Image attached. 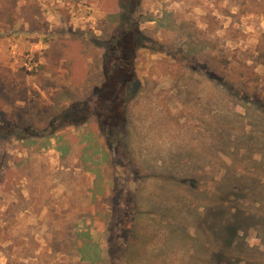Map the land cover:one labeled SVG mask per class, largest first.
Instances as JSON below:
<instances>
[{"label": "rangeland", "instance_id": "374dc122", "mask_svg": "<svg viewBox=\"0 0 264 264\" xmlns=\"http://www.w3.org/2000/svg\"><path fill=\"white\" fill-rule=\"evenodd\" d=\"M130 2L0 0V264H264V0Z\"/></svg>", "mask_w": 264, "mask_h": 264}, {"label": "trees", "instance_id": "16d2710c", "mask_svg": "<svg viewBox=\"0 0 264 264\" xmlns=\"http://www.w3.org/2000/svg\"><path fill=\"white\" fill-rule=\"evenodd\" d=\"M134 7L133 10L136 8L137 4L139 3L138 0H131ZM124 7V6H123ZM126 15V14H125ZM128 16V15H126ZM128 23V24H127ZM138 31V24L137 22L132 21V23H129L127 21L121 22L120 29H117L116 32L113 34L112 40L108 45L107 51H106V61L110 64L111 68H115L117 66V63L126 64V68H123V77L131 78L135 75L134 72V64H133V57H135V48L136 46H131L130 42L132 41V38ZM111 73H109V76ZM135 87V86H134ZM106 87H104L105 89ZM231 88H233L231 86ZM121 94H124L126 97L127 95H132L133 92H130L129 90L121 89ZM134 91V90H132ZM110 95L108 96V98ZM254 104L257 106H263L260 101H253ZM108 105H112V101H108ZM8 126L11 128L15 127V119H9ZM5 125L0 122V132L2 131Z\"/></svg>", "mask_w": 264, "mask_h": 264}, {"label": "flooded vegetation", "instance_id": "af4514ba", "mask_svg": "<svg viewBox=\"0 0 264 264\" xmlns=\"http://www.w3.org/2000/svg\"><path fill=\"white\" fill-rule=\"evenodd\" d=\"M138 85V83L137 82H134V86H137Z\"/></svg>", "mask_w": 264, "mask_h": 264}, {"label": "water", "instance_id": "95a60500", "mask_svg": "<svg viewBox=\"0 0 264 264\" xmlns=\"http://www.w3.org/2000/svg\"><path fill=\"white\" fill-rule=\"evenodd\" d=\"M138 83V82H137Z\"/></svg>", "mask_w": 264, "mask_h": 264}]
</instances>
